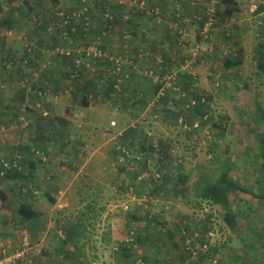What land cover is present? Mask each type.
Masks as SVG:
<instances>
[{
  "label": "rangeland",
  "instance_id": "1",
  "mask_svg": "<svg viewBox=\"0 0 264 264\" xmlns=\"http://www.w3.org/2000/svg\"><path fill=\"white\" fill-rule=\"evenodd\" d=\"M24 1L27 0H0V8L3 11L0 14V73L3 78L9 76L6 66L11 65L7 53L14 51L13 60L19 59L20 62L14 67L15 73H9L15 76L19 69L26 80L25 88H22L21 83L16 82L15 78L3 81V85L0 84V116L3 114V120L10 119L9 123H12L10 129L3 128L0 136L6 134L4 136L13 139L15 143H8L5 139V147L0 150V157L7 159L15 155V152L28 155L29 151H21L17 141L20 144L27 143V140H31L30 136L37 135L38 130L34 126L36 121L45 126L39 119L43 117L41 112L47 111L44 109L45 104H64L65 97L71 90L70 87L65 91H58L53 81L49 84L44 83L43 75L45 71L51 69L52 77L60 76L61 84L69 86L68 84L71 83L69 80L63 81L64 72L56 70L57 63L63 65V61L58 60L55 54L61 50L78 49L80 47L78 44L82 43L78 37L71 36L72 44H67L71 40L69 31H66L64 37H58L61 40L59 47L62 48L51 45L54 37L52 34L43 36L44 32H54L55 25L61 23L57 19L60 12L69 13L83 8L79 6V0H56V3L51 0H30L33 1L30 4L33 12L14 18L15 24L12 28H7L4 22L6 13L10 9H20V3ZM126 1L132 7L131 0ZM198 1L201 5V0ZM166 2L167 11L158 16L157 20L153 22L147 20L148 17L145 16L136 17L134 27H130L136 33L138 44L136 48L149 49L157 40L159 41L157 49H161L169 59L162 67L161 59L156 57L155 62L148 66L140 64L136 72L138 84L130 90L131 97H136L138 94L141 96V93L150 94L148 102L140 113H148L152 119L148 118L146 123H140L143 128L140 134L132 138L130 142L132 145L128 147L130 157L128 158L121 151L125 144L120 143V137L132 124L127 122L138 116L141 108L136 106L137 111L131 113L129 108L131 102L124 103L120 99H113L110 102L106 99L101 102L91 99L95 102L92 104L94 108L83 109L79 113L82 121L86 122L85 125L61 127L57 122H54L55 125L46 124L45 135L47 137L53 135V137L47 138L48 141L45 138L31 145L32 148L43 149L42 151L49 156L47 167L43 166L44 172L40 171V176L33 181L43 192L39 197V203L36 200L30 204H33L34 210L40 212L35 224L36 229L33 227L32 229L38 231L37 228L42 226L44 230L48 225H53L49 222L51 218L56 219L59 226H63V229H60V238H64L70 229L74 237L71 243L59 244L62 245L61 247L56 243L57 233L52 229L41 245L36 244L38 240L43 239L42 235L34 239L29 238L32 248L24 257L25 261L20 264H192L193 257H189L188 251L184 248L183 232L197 233L198 238L191 249L192 253H196L195 256L198 251L201 252L199 264H264V200L254 198L247 193H232L229 196L231 208L235 212L242 213L241 217L238 215L235 218L236 224L232 226L226 223L224 214L216 206L199 202L195 190V185L201 178L214 181L224 170L227 158L236 159L237 164L242 163L245 167L242 169L232 167L229 176L240 179L241 184L251 193H262L264 188L261 169H258L260 160L255 156L257 151L252 140L253 135L248 133V128H252L253 118L259 113L257 103L264 108V72L260 68L262 66L264 69V58L262 60L260 55V52H264V25H260V18L249 11L250 4L257 5L259 0H237L239 4L234 0L236 3L234 9L240 12H236L232 18L222 17V25L212 27L213 31L206 41L198 38L196 26H191L188 22L186 29L179 30L183 34L181 38L185 39L189 49L198 44L201 51L213 53L222 50L225 53L226 51L220 48L225 43L221 39L225 36L222 33L223 29H226L223 30L225 33H235L243 49L242 64L238 69L233 68L230 72L224 69L222 58L220 60L218 54L209 56L213 58L212 65L221 73L219 81L222 83L219 85L217 80L214 83L215 86H219L217 89L210 81L211 74L207 71L209 66L206 68L205 62L196 63L192 60L188 71L196 79L193 85L195 93L202 91L208 93L210 98L208 111L213 119L207 122L205 118L206 123L201 125L198 117L194 123V127L198 129L192 133L184 131L190 126L183 125L182 122L174 125L173 119L165 116L167 113L161 107L162 114L156 113L154 107L155 100L162 95H166L169 101L176 98L177 92L174 91L176 85L169 77L178 74L182 69L179 65L181 54L173 43L175 38L173 30L177 24L168 21V15L173 13H167L175 5L179 8L180 3L178 0ZM86 5H92L88 19L97 27L90 33L91 39L97 35V30L105 22L103 16V13H106L105 7H108L110 15H114V28L128 26L122 18L124 12L119 11L116 4L111 3L107 6L101 0H89ZM207 5L211 7V4ZM212 6L216 7L214 3ZM37 13V19L40 15H55L48 25L51 31L47 30L48 27L46 30L37 29V19H35ZM179 20H182V17ZM78 22L79 20L73 23ZM238 24L241 25L239 30L233 29ZM137 29L143 30L144 33L138 32ZM116 31L113 32L114 36L117 35ZM129 33L132 34L131 31ZM118 36L119 34L116 37ZM85 42L89 41L85 40ZM104 42L106 56L109 53L119 52L121 47L116 40ZM143 43H145L144 47ZM211 45L214 46L212 51L209 49ZM28 48L31 49L30 55L27 53ZM196 51L192 49V52ZM106 56L100 60L107 59ZM51 57L55 59V63L48 62ZM40 59L46 63L36 64ZM109 66V61L99 64L103 69ZM165 69L168 70L167 76H155L153 79L150 77V72L161 73ZM127 71L130 69L127 68ZM82 78L81 80L87 78L85 72ZM105 78L108 79L106 75ZM32 84L35 88L42 87L48 91L44 93L42 102L37 98H30L31 102L28 103L26 95L32 92ZM14 86L26 92L23 100L20 98L21 89L17 90ZM155 87L157 91L153 95ZM185 95L193 104L194 99L191 94ZM36 102H41L40 111L34 110ZM173 107L178 108L174 103ZM97 117L98 121L94 119ZM205 119L201 118V120ZM214 122H222L226 130L224 136L219 137L217 128L212 127ZM53 127H55L54 131ZM145 133L147 135H144ZM66 134L73 138L70 144L71 140L62 137L67 136ZM140 137L142 142L138 141ZM57 139L60 140L59 145L69 144L66 146L68 151H73L74 143L80 142L82 147L77 154L62 157L60 152V155L57 153L58 145L53 146ZM45 141L49 143L48 146L44 144ZM141 143L144 144L145 151L140 148ZM150 145L152 149L149 148ZM246 150L250 155L247 156ZM166 151L170 152V156H163ZM174 157H179L175 162L176 165L168 164L165 167L170 158ZM25 161L26 165L29 160ZM252 161L253 166L248 164ZM180 164L184 172L180 171ZM181 175L184 177L182 184L177 181V177ZM7 180L0 183V190L7 197L3 215L5 219H11L19 224L15 203L18 184H14L11 179ZM157 186L163 187L162 190L156 191ZM91 201L95 204L93 210L86 207ZM1 211L0 217H4ZM89 211L96 216L92 223L86 218ZM147 215L152 218H148ZM113 221L115 225L112 224ZM114 227L121 229V232L118 231L121 235L120 239H112L111 233ZM117 230L114 228V231ZM20 231L23 230L18 225H15L13 232L9 228L0 229L1 250L13 252L18 249L20 244L14 233L18 234ZM60 238H57L58 242ZM122 246L128 250V257L121 249ZM59 248L61 250L57 252Z\"/></svg>",
  "mask_w": 264,
  "mask_h": 264
},
{
  "label": "trees",
  "instance_id": "2",
  "mask_svg": "<svg viewBox=\"0 0 264 264\" xmlns=\"http://www.w3.org/2000/svg\"><path fill=\"white\" fill-rule=\"evenodd\" d=\"M51 1L56 3V0H51ZM79 1H80L79 6H82L83 5L82 1L81 0H79ZM261 1H264V0H261ZM32 2L30 0H27V1H24L22 4L20 3V6H19L20 9H12V10L10 9V11L6 13V17L4 18V22H5L6 27L12 28V26L15 24L14 18L15 19L17 17L20 18V17L25 16L29 12H33V8L30 5ZM189 2L197 3L200 1H198V0L188 1V5H190ZM204 2H203V0H201V5L198 3V6H195V7L193 6V9H191V13L190 12L187 13L184 9L181 10L180 5H179V8L178 7L176 8V5L174 4L175 8L173 7L174 8V10L172 12L173 14L170 15L169 17L171 18V21H173L177 24V28L173 30V35L175 37L173 43H174L176 49L178 50V52L181 54L180 61H184L186 59H189L190 58L189 56H192V60L196 61V63H198L200 61L205 62L206 68L209 66L208 67L209 69L207 71L211 74L210 81L213 84L214 88L217 89V88H219V86H215L214 83H215V80H217V83H219V85L222 83V81L221 82L219 81V77L221 78V73L219 70H216V67H214L212 65L213 58H211L209 56H212L213 54L215 55V53L218 54L217 57L220 58V60L222 58L224 69L227 70V72H230L231 69H233V68L238 69V67L242 64L243 49L238 43L239 40H238L236 34L230 33V32H227V33L223 32V30H226V29L222 30V33L225 36L221 37V39L224 40L225 43L222 46H220V48H223L226 51L225 53H223L222 50H221V52L220 51H217V52L213 51V53H208L209 51L208 52L207 51H201L200 48L198 47V44L192 46L190 49L187 48V46H188L187 42L185 41V39L181 38L180 34H178L179 30L187 28L186 27L187 22L190 23L191 26L195 25L197 28L196 30H197L198 38L206 41L207 39H209V37H210L209 34L211 31H213V28L210 29L209 32L206 33V35H203L201 33V29L205 25V23L209 21L210 18H212V20H213L212 26L215 27L218 25H222V20H221L222 17L223 18H232V17H234V14L236 13V11H235L236 9H234L236 7V3L234 2V0H205ZM166 3L167 2L165 0H162L161 2L156 1L154 3V5H158V7L161 8V11L163 13V11H167V8L165 6ZM212 3H214L216 7H213ZM128 4L129 3L126 1L125 5H128ZM207 4H211V8H214V13H212L211 16H209V13L207 12V9L210 8L209 5H207ZM223 5L225 8L224 7L222 8ZM118 8L120 9V7H118ZM221 8H222V10H221ZM199 9H200V11L197 14V18L193 20L194 15L198 12ZM120 10L123 12L126 11L125 9H120ZM261 10H262V8L259 9V12ZM2 12L3 11L0 8V14ZM177 12L180 13V17H182V20H179L176 18ZM142 13H140L139 16L145 15L147 17H150V16L146 15L145 12H142ZM253 14H255L257 17H260L258 12H255ZM160 15L161 14H159L158 16H160ZM37 16H38V13L36 14L35 19H37ZM103 16H104V14H103ZM158 16L157 17L153 16L151 18L157 20L159 18ZM51 18L54 19L55 15L54 16L48 15V14H47V16L40 15V18L37 19V21H36V26H38L37 29L46 30V28L50 24ZM57 19H58V17H57ZM104 21L105 22L102 25V27L97 30L96 36H98L104 30L103 28H104L105 24L110 23L111 26L113 27V18L110 21L105 18ZM134 22H135V20L133 18L129 19L128 21H125V23H128L129 27H131V28L134 27V24H133ZM114 23H115V20H114ZM90 24L93 26V24L91 22L88 23L89 26H90ZM89 26H85L83 20H80L77 24L71 23L67 27H64L63 29L69 31L70 38L72 36L74 38L78 37L79 39H83V40H91L90 33L94 32L93 30H96L97 27L96 26L89 27ZM87 27H88V30H87ZM234 27H233V29H234ZM235 30H238V29H235ZM61 32H62V29H59V30L55 29L54 32H51V33L50 32L49 33L44 32L45 35H43V36H50L52 34L54 36L52 38V44L59 47L60 46L59 43L61 42V40L59 38L61 36H58V35H60ZM113 32L114 31H112V33ZM131 32L133 35L131 33H129L131 36L130 44L132 45L134 50H138V48H136V46L138 44H137V41L135 38V35H136L135 30H131ZM123 33H125V32H123ZM123 33L119 34V36L116 39V43H119L120 36ZM84 34H86L85 38H83ZM72 40L73 39L71 38V40L67 44L71 45ZM106 41H107V43L113 42V41H109V38L106 39ZM105 44L106 43H103V46H102L103 52H106ZM158 44H159V41L156 40L155 44H153L149 49L142 48V50L147 52L149 55L146 58L132 61L130 65H124L122 67L123 68L122 75L119 78H116L115 80H112L113 77L107 76V70L109 67L104 68V69H103V67H99V64L103 63L104 61L108 63L107 59L98 60V62H93L94 59L93 60L89 59L88 60L89 62L86 63L85 62L86 59H84V54L79 55L80 61L77 65H74L73 63L68 61L66 57L60 56V54H58L57 57H58V59H61L63 61V65H61L59 67V65L57 64L56 66L58 68L57 67L56 68L61 73L64 72V73H62L64 75L63 76L64 80L65 79L69 80L70 75H73V74H75L77 76L76 78L71 80L70 81L71 83L68 85L70 86V89L72 88L74 90V88H76V89H81L83 91L80 94V101L78 100V102H77V103L80 102L83 107H87L88 102H91L92 104H94L95 102L92 101L91 99H97V100H99V102H101L103 99H106L108 102H110V100H113V99H120L124 103H130L131 102V105L129 107L131 113H135L137 111V109H135L136 106H138V108H141L139 110V113H140V112H142L144 105L148 102V97H150L149 96L150 94L144 93L142 95V93H141V96H140V94H138L136 97H131L130 90L132 88H134L135 85L137 86V84H138V80L136 78V72H138V68L140 67L139 66L140 64H144V65L148 66L154 61V59L156 57H159L161 59L162 62L160 65L162 67L165 66L164 64L168 63L169 59L167 58L166 54L162 53L161 49H157ZM142 46L144 47L145 43H143ZM59 48H62V47H59ZM151 48H152V50H151ZM192 49L197 50L195 55H193ZM209 49H210V51L214 50V46L211 45V48H209ZM75 51H77V49H75ZM118 54H119V52L109 53L108 55H118ZM7 55L9 57L8 60H9V63L11 66L10 67L6 66V69H7V74H9V76H10L11 74L9 72L15 73L14 67H15L16 63H19V62H16L13 60L14 51H9L7 53ZM28 55H30V53H28ZM260 55H261V58L263 60L264 52L263 53L260 52ZM18 61H19V59H18ZM38 63L42 64V63H46V62H44L42 59H40V61L36 62V64H38ZM86 65H88V66H86ZM92 65H94L92 71H88ZM127 68H129L130 71H127ZM260 68L264 72V69L262 68V66H260ZM61 69L63 71H61ZM50 70L51 69H48L47 71H45L43 76L51 75L52 70L51 71ZM74 71H76V73H74ZM164 71H166V69ZM164 71H162V72H164ZM83 72H85L87 74V78L85 80H81V79H83L82 78ZM18 73H19L18 78L14 77L16 79L15 81L20 82L21 80H25L24 77L22 76L23 72L20 73L19 69H18ZM163 74L164 73H162V75ZM105 75L108 77V79L105 78ZM119 79H122V81L119 84V86H120L119 90H116V89H114L113 85ZM195 80H196L195 77H193L192 74H190L189 72H179L178 73V80L176 82V86L178 88L176 98L172 99L173 101H169V99H166L167 98L166 95H165L166 97L162 95L161 97H158L154 102V107H155L156 113L162 114V112H161V109H162L167 113L165 116L173 119L174 125H176V123H178V122H182L183 125L187 124L190 127H188L189 129H185L184 131L188 132V133L195 132V130L198 129V128L194 127V123L196 122V119L198 117L200 118V124L202 123L201 125L206 123V119H207V122H211L213 120L212 116L209 115V111H208V109L210 108L209 103H208V101H210V98L208 97L209 95H208V93H205L204 91L199 92V93L197 92V94L195 93V90H194L195 87H193ZM3 81H4V78L2 77V75L0 73V84L3 85ZM61 81H62V79L59 77L58 80L55 81V83L56 82L61 83ZM14 87L17 90L21 89V92H22L21 94L23 96L22 97L20 96V98H21V100H23L24 93L26 95V92L22 88H25V85H22V88H19L18 86H14ZM55 87H57V86H55ZM31 89H32L31 91H33V92L29 93L28 94L29 97L26 98L28 103L31 102L30 97L31 98H39L37 100H40L42 102V100L44 99L43 93L48 92L46 89H43L40 87L35 88L34 84H32ZM156 91H157V87L154 88L153 95L156 94ZM41 92H42V95H40ZM70 92H71V94L73 93L71 90H70ZM135 93H137V91H135ZM151 93H152V91H151ZM185 94H191L190 96L194 99L193 104H191L188 101V97H186ZM39 95L42 97H39ZM41 102H40V104H41ZM173 103L176 107H178V108L181 107V109H178V108L174 109ZM257 104H258L257 108L259 110V113L255 118H253V120H252L253 122L251 123L252 128H248V133L253 135L252 140L254 141V144L256 146L255 150L257 151L255 156L260 160V164H259L258 169H261V174H262L261 180L264 181V108L262 106H260L259 103H257ZM160 107H161V109H160ZM123 108H124V110H126L125 106H123ZM0 109H1V106H0ZM159 109H160V111H159ZM41 114L43 116V112H41ZM46 114L48 116V113H46ZM140 114L138 116L136 115L135 117H133L132 121L127 122V123H132V124L129 125V127L121 134V137H120V143L124 142V144H125V147L123 148L124 149L123 153L125 155H127L128 158L130 157L128 147H129V145H132V143H130V142H132V138L135 135L140 134V130H141V128H143V127H141L140 123H146L148 118L152 119L151 115L149 116L148 113H144V114L142 113L141 115ZM43 117H45V116H43ZM201 118H204V119L206 118V119L201 120ZM58 121L60 122V120H58ZM0 127H7V125L0 124ZM212 127L217 128V130H218L217 132H218L219 137L224 136L226 130L222 126V122H214V123H212ZM54 129H55V127H53V131H54ZM146 133L144 135H147ZM50 136L53 137V135H50ZM72 140H73V138H72ZM72 140L69 142V144L72 142ZM138 141L142 142V138L141 137L138 138ZM69 144L65 143V146H68ZM142 144L143 143H141L140 148H142V151H145L144 144L143 145ZM80 147H82V145L80 144V142H78L77 146L75 145L74 149L79 151ZM149 148L152 149V145H150ZM20 150L22 151V149H20ZM245 152H246L247 156L250 155V152L248 150H246ZM15 153H20V152H15ZM163 156H165V157L170 156V152H168V151L164 152ZM250 158H252V157H250ZM26 159L27 158H25L23 160V166H25V168H26V165H25ZM166 159H168V158H166ZM178 160H179V157L170 158V161L167 162V165H165V167L168 166V164H171V165L175 164L176 165L175 162H177ZM37 162L39 163V165L42 168H44L40 164L39 161H37ZM32 164L35 165L34 163H31V165ZM225 164L226 165L223 168L224 170H222L219 173L218 177L215 178L214 181L210 182L209 179L204 180V178H201L199 180V183L197 185H195V190L197 191V198H198L199 202H206L210 206H216L220 210V212H222L224 214L223 216H224L226 223L233 226L236 224L235 218L238 215L241 217L242 213H240V211L235 212L232 210L231 204L229 201V196L232 193L239 192V193H247L254 198H260V199L264 200V188L262 190V193H260V192L258 194L251 193V191L249 189H247V187H245L244 185L241 184L240 179H237L236 177H233V176H229V172H230V169L232 167H235L236 169H242V168H245L244 164H242V163L237 164L236 159H233V158H230V159L227 158V161ZM248 164H250L252 166L254 165L253 161L248 163ZM256 164H258V163H256ZM31 165H29V168L27 167L22 172H17V173L9 172V173H7V175L5 177H0V183L4 182V181H8L7 179H11L14 182V184H18V186H17L18 194L16 197L17 199L15 198V200L17 202H15V203L17 205V213L16 214H17V217L19 218V224H20V225L17 224L16 222H14L11 219H5V217H0V222H1L0 223V229L9 228L13 232L15 225H18L21 227V229L24 228L22 230L27 232L26 237H27L28 241H30L29 238L34 239V238L38 237L39 235H41L42 234L41 232L44 231L42 226H39L37 228L38 231L32 229V227L36 229L35 224L40 217V213L38 211L34 210L32 208V205H30V204L32 203L31 202L32 200L36 201L37 199H39V197L41 195H39L36 199L32 198L30 201V199H28V198H26V199L20 198V194H19L20 189L22 188L24 183H26V182L31 183L35 180L34 176L31 173L32 169H34L35 166H31ZM182 168H183V166H182V164H180L179 169L181 172H184V171H182ZM27 169H29L30 172H29V170L27 171ZM178 174H180V173H178ZM177 181L181 184L184 183V177L182 175L178 176ZM162 188L163 187L158 188V186H157V187H155V190L159 191V190H162ZM6 200H7V197H5V195L0 190V211L3 210V208L5 207ZM51 202H53L52 199H51ZM145 218L147 219V217H145ZM148 218H152V217L148 216ZM133 219L136 220V218H133ZM78 221H79V219H78ZM72 232L73 231H71V229H70L64 238H60L59 235H55L56 236L55 241L58 244V246H59V244L64 245L67 243H71L72 238L74 237L73 236L74 234ZM58 237L60 238L59 242L57 240ZM61 246H59V247H61ZM15 247H13V249ZM1 249H2V247H0V250ZM121 249L125 251L124 252L125 254H127L128 250L124 246H122ZM60 250H61V248L57 249L56 251L59 252ZM13 252H6V251H4V249L1 250L0 259L3 256L11 254ZM187 254L189 257H191V256L193 257V263L192 264H199L200 263L201 252L198 251L196 256L195 255L193 256L192 252H190V251H188ZM128 256L129 255L127 254L126 257H128ZM24 261H22V262H24ZM20 263H18V264H20Z\"/></svg>",
  "mask_w": 264,
  "mask_h": 264
},
{
  "label": "built area",
  "instance_id": "3",
  "mask_svg": "<svg viewBox=\"0 0 264 264\" xmlns=\"http://www.w3.org/2000/svg\"><path fill=\"white\" fill-rule=\"evenodd\" d=\"M83 5L78 10H75L73 12H69V13H64V12H60L57 17L58 20L61 21L60 24H56L54 27V30H59L62 29V37H64L66 35V31L65 29H63L64 27H67L69 24L73 23L74 21H80L83 20L85 26H89L88 23L89 19H88V13L90 12L92 5L88 6L86 5L88 3L89 0H81ZM100 1V0H99ZM103 1V3L105 5H109L111 3L116 4L118 7H120V9H125L126 11H124V15H122V18L125 21H128L129 19H135L136 17H139V14L142 12H145L146 15L153 17V16H158L159 14H162L161 8L158 7V5H154V3L156 1H162V0H139V1H135V0H131V4L132 7H130L129 5H125L126 0H101ZM194 3V2H193ZM195 6H198V2L194 4ZM194 6V7H195ZM251 8L250 11L254 12L257 9V5H255L254 3H251ZM108 7H105L104 11L106 12L104 14V18L108 19L109 21L112 19V16L109 13V10H107ZM121 11V10H119ZM200 9L198 10V12L194 15L193 20L197 18V14L199 13ZM123 12V11H122ZM207 12L209 13V16H211L212 13H214V8H208ZM263 18V22H264V10L261 12L260 14ZM176 18L179 19L180 18V13L177 12L176 14ZM263 22H261L260 24L262 25ZM158 23V22H157ZM212 24H213V20L212 18L209 19L208 22L205 23V25L202 27L201 29V33L203 35H206V33L209 32L210 29H212ZM89 27H93L91 24ZM111 24L107 23L104 25V30L98 35L95 36L93 39L88 40L89 42H85V40L81 39L82 43H79L78 45H80V47L77 49V51L75 50H61L60 52H58L57 54H55L56 56L58 54H60V56L66 57L68 61H70L71 63H73L74 65H77L80 61L79 55L80 54H84V59H86V63H88L89 59L91 60H100L103 56H106V52H103L102 50V46L103 43H105L104 41L106 39L109 38V34H112V30H111ZM177 28V27H176ZM175 28V29H176ZM48 31H51V28L48 27L47 29ZM88 30V27H87ZM178 34L181 35V37L183 36L181 31H178ZM86 37V34L83 35V38ZM131 41V36L129 33H123L120 36L119 39V43L118 45L121 47L119 54L118 55H107L106 58L107 60L110 62V66L107 70V76H111L114 78V80L116 78H119L122 75V71H123V66L124 65H130L132 61L134 60H139V59H143L146 58L149 54L145 51H143L142 49H138V50H134L132 45L130 44ZM31 49L28 48L27 49V53H30ZM85 52V53H84ZM196 52H193V55H195ZM16 62H20V61H16ZM192 58L190 57L189 59H186L184 61H181L179 63V65H181L182 69L179 72H189L188 70L191 68L192 65ZM176 64H178V62H176ZM88 66V65H86ZM7 67H9V65H7ZM94 65H92L88 71H92ZM178 72V73H179ZM74 73H76V71H74ZM162 73H164L162 75ZM167 76L168 75V70L161 72V73H152L150 72V77L153 79L155 76ZM177 76L178 74H173L170 75V80H172L173 82H177ZM77 76L75 74L70 75L69 77V82L71 80H73L74 78H76ZM122 79H119L117 82L114 83L113 87L116 90H119V84L121 83ZM26 82V80H21L19 83H21V85H24ZM42 88V87H40ZM45 89V88H43ZM174 91L178 92V88L177 86L174 87ZM33 92V91H32ZM174 92V93H176ZM40 95H42V92L40 93ZM39 97H42L40 96ZM44 95V93H43ZM34 110L40 111L41 109V104L40 102H36L34 104ZM43 116H46L45 113H43ZM3 129H0V132ZM124 147L121 148V151L124 152ZM27 158V159H33L35 161H39L40 164L42 166H46L49 163V156L42 150L37 149V148H30L29 152H28V156H24L21 153H16L15 155H13L10 159L4 158V157H0V177H5L7 175V173L9 172H13V173H17V172H22L24 171L25 166H23V160ZM35 183H24V185L22 186V188L20 189V198H28V199H32V198H37L39 195H42V189L38 188V186L34 185ZM23 200V199H22ZM14 234H16V239L17 241H19L20 247L17 249H15V251L13 253H11L10 255H5L0 259V264H18L20 262H22L24 260V257L27 255V253L30 251L31 247V243L28 241L27 237H26V232L25 231H20L18 234L15 232ZM184 234V248L186 251H190L192 252V245H194L196 243V239L198 238L197 233H192L190 234L189 232ZM200 247V246H199ZM116 250V248H115ZM196 250V249H195ZM196 253H192V255H195Z\"/></svg>",
  "mask_w": 264,
  "mask_h": 264
},
{
  "label": "crops",
  "instance_id": "4",
  "mask_svg": "<svg viewBox=\"0 0 264 264\" xmlns=\"http://www.w3.org/2000/svg\"><path fill=\"white\" fill-rule=\"evenodd\" d=\"M135 1H139V0H135ZM165 1H167V0H165ZM179 1V3H180V5H181V10H185L187 13H191V9H193V6H195L194 4L195 3H193V2H189L190 3V5H188V1H190V0H178ZM235 2L237 3V0H235ZM237 4H239V3H237ZM224 7V5L222 6V8ZM222 8H221V10H222ZM225 8V7H224ZM173 10H174V8L172 7L167 13H172L173 12ZM176 10V9H175ZM237 13H239L240 11H238V9H236L235 10ZM163 12H165V11H163ZM143 14V13H142ZM111 16H112V18H114V15L113 14H111ZM140 16H145V15H140ZM139 16V17H140ZM170 15H168V21H171V18L169 17ZM145 17H147V16H145ZM147 20H150V21H155V19H153V18H151V17H148V18H146ZM170 19V20H169ZM107 22V21H106ZM122 24V23H121ZM126 25H128V23H125ZM241 25L240 24H238V25H236L235 27H234V29H238L239 30V27H240ZM111 30L112 31H115V30H117L116 32H117V35L118 34H120V33H123V32H127V33H129L132 29L129 27V25L128 26H126L125 28H123V27H120V28H114V27H111ZM137 31L138 32H142V34L144 33V31L143 30H140V29H137ZM116 35V36H117ZM116 36H114V33H112V34H109V41H113V40H116L117 39V37ZM51 45H53V44H51ZM52 59H50V61H48V62H51V63H55V59L53 58V57H51ZM58 60H60V61H62L61 59H58ZM58 64V63H57ZM63 64V63H62ZM55 65V64H54ZM59 65V64H58ZM61 65H59V67H60ZM58 68V67H57ZM57 68H56V70H57ZM58 71V70H57ZM52 72V71H51ZM11 73V72H10ZM11 74H14V73H11ZM59 74V73H58ZM16 76V78H18V76H19V73L17 74V75H15ZM15 76H12V75H10V76H7V77H5L4 78V81L5 80H7L8 81V79H13ZM58 77H60V76H58ZM58 77H56V76H53L52 77V73H51V75H45V77H43V81H44V83H46V84H49V82L51 83V81H53V85L54 86H57L56 87V89L58 90V91H65L66 89H68L70 86H64V84H61L62 83V81H61V83L60 82H56L55 83V81L56 80H58ZM65 81V80H64ZM56 84V85H55ZM64 87V88H63ZM88 90V89H87ZM71 91L73 92L72 94H71V92L69 91V95H67L66 97H65V100H64V104H58L57 105V103H55V104H53V105H49V104H45V108L44 109H46L47 111H44L43 113H48V116H47V114H46V116L45 117H40L39 119L40 120H42L43 122H44V125L45 126H43V125H41L38 121H36L35 122V124H34V126H36L37 127V135H32V136H30L31 137V140H27V143H25V142H22L21 144L17 141V144H19V148L20 149H22L23 151H26V152H28L29 151V149L30 148H32L31 147V145H33V144H36L37 142H39V141H41L42 139H45L46 138V140L48 141V139L50 138V136L49 137H47L45 134H46V124H49V123H53V125H55L54 124V122H57V124L59 125V126H61V127H70V126H76V125H78V126H81V125H85V123L86 122H84V121H82V119L80 118V116H79V113L80 112H82V110L83 109H88V110H91V109H93L94 108V106L92 105V103L91 102H88V106L87 107H83L82 105H81V103L79 104V103H77L78 102V100L80 101V94L83 92L81 89H76V88H74V90L71 88ZM78 94V95H77ZM21 95V94H20ZM23 95H21V97H22ZM24 96H25V93H24ZM26 97H29V96H26ZM31 98V97H30ZM35 99V98H34ZM37 99H39V98H37ZM38 101H40V100H38ZM43 101V100H42ZM63 105H65V107H63ZM3 115V114H2ZM2 115L0 116V124H5V125H7V127H0V129H3V128H6L7 130L8 129H10V127L12 126V123L10 122L9 123V120L10 119H8V120H3V118H2ZM95 120H97L98 121V117L97 118H94ZM58 120H60V122L58 121ZM104 124H106V123H104ZM107 126V125H106ZM67 134H68V132H67ZM66 134V135H67ZM4 135H6V134H3L2 135V137H1V139H0V150L1 149H4V147H5V139L6 140H8V143H12V144H15L14 142H13V139H11V138H6V136H4ZM62 137H65L66 138V140H71L72 138L71 137H69V135H67V136H62ZM48 138V139H47ZM56 139V138H55ZM55 139H53V140H55ZM59 142H60V140L59 139H57V141H56V143L53 145V146H56V145H58L57 147H58V152H57V150H56V152L60 155V153H61V155H62V157H71V155L72 154H77V150L76 149H74L75 148V145L77 146V143H74L75 145H74V148H73V151H68L67 150V147L65 146V145H63V144H60L59 145ZM67 142V141H66ZM75 142V141H74ZM30 143H32V144H30ZM46 146H48V144L49 143H47L46 141H45V143H44ZM30 146V147H29ZM36 146V145H35ZM65 146V147H64ZM29 147V148H28ZM40 147H45L44 145H40ZM60 152V153H59ZM5 156H10V155H8V154H5ZM56 156H58V155H56ZM30 161H28L27 162V164H26V166L29 168V165H31V163H34L35 165H31V166H35L34 167V169H32V175L34 176V179L36 180L37 179V177L38 176H40V174H41V172L40 171H43L44 172V168H42L40 165H39V163L37 162V161H35V160H33V159H29ZM45 167H47V166H45ZM29 169H27V171H28ZM29 172H30V170H29ZM32 183H34V182H32ZM35 185V184H34ZM18 186V185H17ZM38 200V203H39V199H37ZM31 201V200H30ZM31 202H34V200H32ZM36 204V203H35ZM33 205V204H32ZM63 206H66V205H63ZM59 208H60V206H58ZM86 207L87 208H90L91 210H93L94 209V207H95V204H94V202L93 201H91L90 203H89V205H86ZM37 211H39V210H37ZM2 213V215L3 214H5V211H4V208H3V210L1 211ZM40 213V212H39ZM4 217H5V215H3ZM104 216V215H103ZM7 218V217H6ZM86 218H87V221L89 222V223H92L94 220H95V218H96V216L94 215V214H91V211H89V213H88V215L86 216ZM49 222L50 223H52L53 225H48L47 226V228L46 229H44V231L43 232H41L42 234V237H43V239H41V240H38V242H37V244L36 245H41V243H43L44 242V238H46L47 237V235H48V232L50 231V229H52V230H54V231H56V233H57V235H59L60 236V234H61V232H60V229H63V226L61 225V226H59V224L57 223V220L56 219H49ZM112 224L113 225H115V222L113 221L112 222ZM114 228H116V229H118L117 231H114ZM113 228V232L111 233L112 234V239L114 240V239H120L121 238V235L119 234V232L118 231H120L121 232V229L120 228H118V227H114ZM22 229H24V228H22ZM26 230V229H25ZM24 231V230H23ZM27 231V230H26ZM27 233V232H26ZM16 235V234H15ZM35 245V244H34ZM88 252V251H87Z\"/></svg>",
  "mask_w": 264,
  "mask_h": 264
},
{
  "label": "clouds",
  "instance_id": "5",
  "mask_svg": "<svg viewBox=\"0 0 264 264\" xmlns=\"http://www.w3.org/2000/svg\"><path fill=\"white\" fill-rule=\"evenodd\" d=\"M251 5V4H250ZM260 8H262V10L259 12V9ZM264 10V1H261V0H259V3L257 4V9L254 11V12H252V14L253 13H255V12H258L259 13V18H260V21H259V24L261 23V22H263V18H262V16L260 15L261 14V12ZM250 11V10H249ZM251 12V11H250ZM261 25V24H260ZM262 25H264V22H263V24Z\"/></svg>",
  "mask_w": 264,
  "mask_h": 264
}]
</instances>
